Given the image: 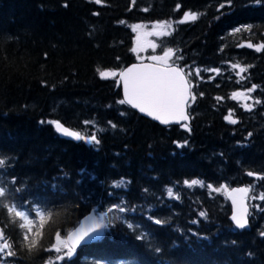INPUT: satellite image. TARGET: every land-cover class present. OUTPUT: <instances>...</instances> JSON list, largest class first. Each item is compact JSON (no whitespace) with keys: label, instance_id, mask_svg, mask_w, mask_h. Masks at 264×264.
<instances>
[{"label":"trees","instance_id":"16d2710c","mask_svg":"<svg viewBox=\"0 0 264 264\" xmlns=\"http://www.w3.org/2000/svg\"><path fill=\"white\" fill-rule=\"evenodd\" d=\"M185 12L198 18L179 23ZM162 21L173 24L157 38L156 53L172 49L171 63L192 72L187 129L160 126L117 103L115 77L98 74L140 61L132 25ZM249 43L264 44V0H0V158L7 160L0 240L12 246L0 252V264H264V201L246 198L248 227L238 231L225 199L232 186L264 192V180L247 175L264 176V49ZM233 63L250 66L239 83ZM253 84L252 99L231 98ZM230 110L236 124L224 119ZM49 121L95 132L100 143L62 139ZM121 179L125 186L113 188ZM192 179L220 191L184 185ZM169 187L179 199L167 196ZM121 200L136 211L111 213L100 239L70 259H57L64 247L45 251L89 210L98 215ZM141 232L145 239H137Z\"/></svg>","mask_w":264,"mask_h":264},{"label":"snow or ice","instance_id":"6c2138e0","mask_svg":"<svg viewBox=\"0 0 264 264\" xmlns=\"http://www.w3.org/2000/svg\"><path fill=\"white\" fill-rule=\"evenodd\" d=\"M97 4L101 3V0H95ZM223 6V5H222ZM180 6L177 5V8ZM198 18L197 14L194 12H185L182 19L179 23H185L188 21H195ZM161 28H170L172 25L170 22L162 23L159 25ZM141 25H134L133 29L140 28ZM241 29H236V31H240ZM153 48L156 45H151ZM248 47H254L257 51L264 49V44L260 45H253L249 43ZM133 52L137 51V48L134 47L132 49ZM174 52L172 49H168L164 52L162 56H151L150 59L153 61L162 62L160 66H156L153 64H141V65H133L132 67L126 68L123 71L117 73L115 71H100L98 70L99 77L101 79H109L114 78L117 75L120 77L123 83V93L124 98L117 101L119 104H128L131 107L138 109L141 113H146L148 116L160 121L163 124H168L170 122H177L180 121H187L190 117L187 115L186 107H190L191 105L188 103L189 98L192 101H195L196 97L192 94L191 88L192 84L191 81L188 79L192 75V72L189 71L185 74V68L179 66H172L169 61L172 59ZM177 59H182V57H177ZM250 66H241L239 63L231 64L232 69H239L236 73L240 80H243L245 77L241 75V73H245L248 71ZM195 74L197 76L200 75L201 69L196 68L194 69ZM208 71L219 73V69H209ZM258 86L253 84L250 88L246 90V92H233L231 98L236 99L237 97H245V99H252V97L248 94L254 92ZM203 95V94H201ZM217 100L222 99L221 97H217ZM255 103L259 104L260 101L256 100ZM245 110L251 111L253 105L252 104H245L242 105ZM123 115V113H121ZM226 121L232 124H236L237 120L233 118V113L230 110L229 114L224 117ZM49 123L53 124L56 131L61 135L71 137L77 141L83 140L85 143L88 144H99L100 140L97 137V133L93 132L91 134H83L79 131H73L67 127H65L59 121H49ZM85 125H89L91 122L85 121ZM109 124L112 128H116V124L109 121ZM186 129L188 125L185 123L182 125ZM190 130V129H189ZM252 134L249 133V136ZM186 143V142H185ZM180 147L181 145H177ZM7 163L5 158H0V168H3ZM248 176H256L257 179L264 180V176H258L255 172L249 171L247 172ZM15 181V177L12 178ZM184 185L191 188L193 186L199 187H207L211 191H220L218 188H214L213 185L208 184L205 185L204 181L199 179H192V180H185ZM126 184V181L123 179L116 181L113 183V188H122ZM254 185H250L249 187L243 188H236L232 189V193H239L240 194V208L241 211L237 212L234 208L232 220L235 223V226L240 229H244L248 225V208L244 205V198H250L251 200H260L264 201V192H260L259 194H254ZM221 188L226 189L225 185H221ZM147 191V190H145ZM167 196L170 199H179V195L173 192L171 187L167 188ZM7 189L4 186H0V198L6 196ZM111 195V193H109ZM233 205H237V197H232ZM7 207L9 212L13 211V207ZM253 207L259 208L260 205H253ZM129 210L135 212L136 209L127 205V203L121 200L119 203L112 204L108 207L105 211L100 212L98 215L89 216L86 219L88 220L87 225L83 223H79V226L75 228L73 233H70V237L72 239V243L69 244L60 238V233L57 232L56 236V243L51 246L50 249H45V251H51L52 249L55 252L59 253L61 251V247L67 248V252L64 256H58V260H64L65 257L71 258L77 251L78 247L82 245H87L90 241L97 240L100 238L103 230L107 229L112 220L110 219L111 213H126ZM95 211V210H93ZM37 214L40 215V224L41 227L44 225V217L43 214L37 210ZM15 215L17 217L23 218L28 225L32 223L31 220L28 219V215L24 211H16ZM200 217H206L207 213L201 211L199 213ZM118 220L126 223L127 227L130 230L135 231L136 229L140 228L139 224L134 222H130L126 216H116ZM153 223L157 225H162L167 223V221L161 220L159 218L153 219L150 215L148 217ZM107 221V222H106ZM197 221H193L196 223ZM26 224L21 223L19 225L20 228H25ZM39 234V233H37ZM264 236V232L261 233ZM146 234L141 232L137 239H145ZM0 239H3L2 232H0ZM24 240H28V236L25 234ZM36 240H32L29 244V247L36 245ZM11 245L8 244L6 241L3 244H0V252H4L5 249H11ZM15 253L11 250L7 252V256H14Z\"/></svg>","mask_w":264,"mask_h":264},{"label":"water","instance_id":"95a60500","mask_svg":"<svg viewBox=\"0 0 264 264\" xmlns=\"http://www.w3.org/2000/svg\"><path fill=\"white\" fill-rule=\"evenodd\" d=\"M141 64H145V65H147V64H153V65H156V66H160V65H161V64H158V63H155V62H151V61H148V60L134 61V62H131V63L127 64L126 66L122 67L120 70L117 71V73L123 71V70L126 69V68L132 67L133 65H141ZM172 66L176 67V66H178V65L172 64ZM115 86H116V87H119L120 95H121V99H123V98H124V93H123V83H122V80H120V77H119L118 75L115 77ZM189 100H190V98H189ZM188 102H189V101H188ZM126 105H127L129 108H131L132 110L136 111V112H137L139 115H141L142 117H144V118H146V119H148V120H151V121L155 122L156 124H158V125H160V126H163V127L170 126V125H181V124H185V123L188 125L189 122H190V119H189V120H187V121H180L179 123H177V122H170V123H168V124H163V123H161L160 121H158V120H156V119H154V118L148 116L146 113H141L138 109H135V108L131 107V105H128V104H126ZM186 112H187V107H186ZM187 115L189 116L188 112H187ZM63 125H64V124H63ZM64 126H65V125H64ZM52 127H53V129H54V131H55V133L57 134L58 137H60V138H62V139H65V140H69V141L75 142V143L79 142V141H77V140H75V139H73V138H71V137H67V136H64V135H61L60 133H58V132L56 131V129H55V127H54L53 124H52ZM65 127H67V126H65ZM67 128H69V127H67ZM69 129H71V128H69ZM71 130H73V129H71ZM73 131H74V130H73ZM243 187H245V186H243V185L232 186V187H230L229 189H227L226 192H225V199L227 200V202H228V204H229V207H230V214H229L228 218H229L230 223L233 225V227H234L236 230H238V231H241V230H243V229L237 228V227L235 226V223L233 222V220H232L231 217H232V215H233L234 208H235V210H236L237 212H240V211H241V208H240V194H239V193H232L231 190H232V189H236V188H243ZM233 196H236V197H237V205H235V206L233 205V202H232V197H233ZM244 205L248 208V212H249V207H248V204H247L246 198H244ZM95 215H96L95 212L93 211V209H91V210H89L86 214H84L82 217H80V219L78 220V222H79V223H83V224H85V226H86L87 223H88V220H87L86 218L89 217V216H95ZM78 222H77V224H76V225H75L70 231H68V232L66 233V235H65V237H64L65 242H67V243H69V244L72 243V239H71V237H70L69 234H70V233H73L74 230H75V228L79 226V223H78ZM247 227H248V225H247L244 229H246ZM0 232H2V231H1V227H0ZM103 232H104V230H103ZM103 232H102L101 236L103 235ZM101 236H100V238H101ZM100 238H99V239H100ZM97 240H98V239H97ZM97 240L90 241L88 244L93 243V242H95V241H97Z\"/></svg>","mask_w":264,"mask_h":264},{"label":"rangeland","instance_id":"374dc122","mask_svg":"<svg viewBox=\"0 0 264 264\" xmlns=\"http://www.w3.org/2000/svg\"><path fill=\"white\" fill-rule=\"evenodd\" d=\"M168 22H170L171 25L173 24L172 23L173 21H162V22H150V23H136L132 25V29L134 25H141L140 28L135 29V30L133 29L134 35H135L134 47L137 48V51L134 53L136 54L137 60H148V61L155 62L158 64L162 63L158 61H153L150 59V57L151 56H162L164 52L168 50L165 48L162 50L163 52L159 54L156 53V48L160 46L157 38L165 33H168L172 28V26L170 28H161L159 25L162 23H168ZM153 44L156 45L155 48L151 46ZM171 60L169 61V63L173 64L171 63ZM0 244H3L1 240H0Z\"/></svg>","mask_w":264,"mask_h":264}]
</instances>
